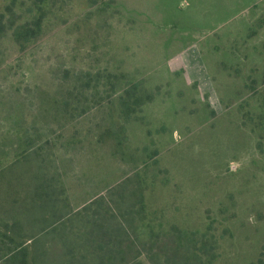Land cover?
<instances>
[{
	"label": "rangeland",
	"instance_id": "1",
	"mask_svg": "<svg viewBox=\"0 0 264 264\" xmlns=\"http://www.w3.org/2000/svg\"><path fill=\"white\" fill-rule=\"evenodd\" d=\"M0 12V140L29 130L74 206L146 162L149 215L211 229L220 264H264V0H0ZM39 18L18 43L12 28ZM9 248L0 240V260Z\"/></svg>",
	"mask_w": 264,
	"mask_h": 264
},
{
	"label": "trees",
	"instance_id": "2",
	"mask_svg": "<svg viewBox=\"0 0 264 264\" xmlns=\"http://www.w3.org/2000/svg\"><path fill=\"white\" fill-rule=\"evenodd\" d=\"M33 20L10 29L18 43L41 29L42 19ZM5 30L0 12V36ZM124 108L127 112L128 104ZM23 133L0 140V240L11 246L0 263L220 264L211 229L193 232L163 212L147 213L150 181L156 177L148 163L105 194L74 206L56 160L44 156L29 130Z\"/></svg>",
	"mask_w": 264,
	"mask_h": 264
}]
</instances>
